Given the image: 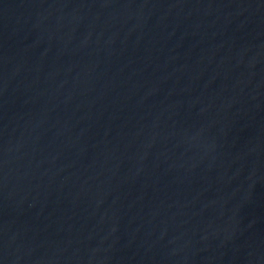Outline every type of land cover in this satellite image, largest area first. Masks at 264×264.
<instances>
[{
    "label": "water",
    "instance_id": "1",
    "mask_svg": "<svg viewBox=\"0 0 264 264\" xmlns=\"http://www.w3.org/2000/svg\"><path fill=\"white\" fill-rule=\"evenodd\" d=\"M0 264H264V0H0Z\"/></svg>",
    "mask_w": 264,
    "mask_h": 264
}]
</instances>
